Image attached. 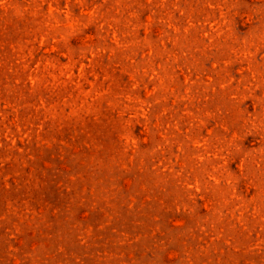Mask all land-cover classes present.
<instances>
[{
	"label": "rangeland",
	"instance_id": "rangeland-1",
	"mask_svg": "<svg viewBox=\"0 0 264 264\" xmlns=\"http://www.w3.org/2000/svg\"><path fill=\"white\" fill-rule=\"evenodd\" d=\"M0 264H264V0H0Z\"/></svg>",
	"mask_w": 264,
	"mask_h": 264
}]
</instances>
